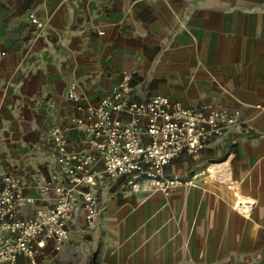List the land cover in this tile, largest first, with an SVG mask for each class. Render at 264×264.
Returning <instances> with one entry per match:
<instances>
[{"label": "crops", "instance_id": "1", "mask_svg": "<svg viewBox=\"0 0 264 264\" xmlns=\"http://www.w3.org/2000/svg\"><path fill=\"white\" fill-rule=\"evenodd\" d=\"M126 72L136 99L240 109L243 125L165 167L187 176L213 166L196 185L133 190L104 173L91 187L98 226L82 208L64 247L49 241L39 260L264 264V0H0V171L33 198L19 217L52 203L50 129L85 113L67 92L96 103ZM69 129V146L87 149L83 127Z\"/></svg>", "mask_w": 264, "mask_h": 264}, {"label": "built area", "instance_id": "2", "mask_svg": "<svg viewBox=\"0 0 264 264\" xmlns=\"http://www.w3.org/2000/svg\"><path fill=\"white\" fill-rule=\"evenodd\" d=\"M29 19L43 28L35 13ZM123 78L98 102L85 106L81 94L67 92L85 113L50 129L57 164L49 182L54 196L36 217H19L33 198L24 194L15 174L0 171V264H42L38 256L49 241L56 249L64 247L70 236L69 220L82 208L88 226L96 228L101 204L91 187L104 173L127 176L126 187L133 190L145 183L150 190L169 192L196 185L199 178L206 180L214 173L213 166L193 169L187 176L167 175L165 167L182 152L198 157L215 137L243 125L240 109L191 106L164 94L136 99L132 74L126 72ZM74 125L84 129L85 150L69 146L68 130Z\"/></svg>", "mask_w": 264, "mask_h": 264}]
</instances>
